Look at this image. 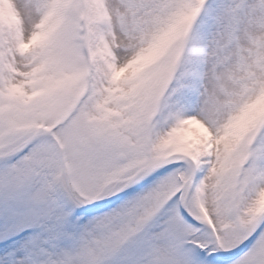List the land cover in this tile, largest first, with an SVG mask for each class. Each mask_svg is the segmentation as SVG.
<instances>
[{
	"label": "snow or ice",
	"instance_id": "snow-or-ice-1",
	"mask_svg": "<svg viewBox=\"0 0 264 264\" xmlns=\"http://www.w3.org/2000/svg\"><path fill=\"white\" fill-rule=\"evenodd\" d=\"M0 264H264V0H0Z\"/></svg>",
	"mask_w": 264,
	"mask_h": 264
}]
</instances>
